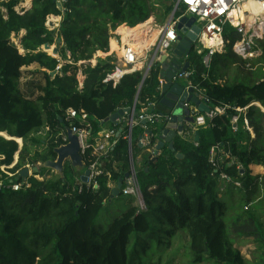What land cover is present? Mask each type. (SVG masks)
<instances>
[{
  "label": "trees",
  "instance_id": "1",
  "mask_svg": "<svg viewBox=\"0 0 264 264\" xmlns=\"http://www.w3.org/2000/svg\"><path fill=\"white\" fill-rule=\"evenodd\" d=\"M174 1L33 0L31 8L21 13L15 10L19 0L0 2V133L10 137L0 136V166L16 174L31 164L45 175L50 169L39 164L57 158L54 151L63 144L61 134L70 126L69 109L87 113L88 122L77 118L74 125L92 126L95 132H99L100 122L105 123L119 109L132 107L136 99L138 110L149 100L157 103L161 113L160 65L151 71L138 95L142 72L125 76L114 87L104 80L115 69V59H98L95 66L90 62L96 53L109 52L112 33L118 27L136 28L145 23L156 5L170 15ZM182 14L177 12L176 17ZM50 16L63 17L58 30L47 27ZM238 38L233 28L227 29L226 52L215 54L210 69L200 56L191 62L192 83L203 90L212 109L226 111L199 131L197 146L177 135L175 152L165 146L156 158L145 154L138 171L144 210L134 206L129 197L127 211L105 231L96 228L105 203L112 198L109 184H117L130 170L126 129L104 161V174L98 178L96 190H73L75 182H69L68 177L75 171L72 166H66L57 179L32 178L26 190L0 189V264H154V255L160 253L162 264L164 248H171L181 235L189 238L192 264H249L235 246L237 239H254L264 254V175L253 176L250 168L264 166V115L256 106L264 107V66L253 73L257 78L253 84L219 82L220 71L239 58L232 50ZM58 40L64 43L61 49L57 47L58 54L66 61L70 53L69 64L62 65L41 49L45 44H58ZM259 45L264 60V41ZM33 64L39 67L32 73L41 81L33 83L30 95H24L19 89L22 69ZM58 67L52 77L50 73ZM80 70L85 77L82 88ZM36 92L41 95L34 99ZM238 109L245 111L239 113ZM235 116H240L237 131L232 124ZM44 128L49 129L45 141L31 137ZM164 130V123L157 124L154 140L160 139ZM141 135V131H134L135 160L143 151ZM14 138L22 139L24 147L18 164L9 169L19 151ZM215 147L231 154L229 160L222 158L223 152L217 154L219 168L211 162ZM222 174L240 182L242 188L222 180ZM11 180L16 182L17 178ZM222 187L239 190L243 198L229 207L221 200Z\"/></svg>",
  "mask_w": 264,
  "mask_h": 264
},
{
  "label": "built area",
  "instance_id": "2",
  "mask_svg": "<svg viewBox=\"0 0 264 264\" xmlns=\"http://www.w3.org/2000/svg\"><path fill=\"white\" fill-rule=\"evenodd\" d=\"M253 3H257L264 7V0H175L174 10L170 19L166 24L159 28V37L156 44L151 47L149 46L142 52H139V49L136 50L133 45H125L121 47L120 60L122 65L115 67V69L107 75L104 82L112 83L113 86L116 87L125 76L140 71L138 66L142 63V61H145L146 65L142 67V82L144 85L145 81L150 76L151 71L157 67L160 56L169 51V49L177 41L179 36L177 26L181 18L194 17L198 22L201 32L198 35L197 41L193 44L192 52L189 56L184 58L183 66L186 62H190V68L186 72L178 74L174 80H185V92L190 95L189 89L192 88L194 90V96H197L202 102H205L209 106V99L205 96L203 90H201L199 86L194 85L191 81V78L194 75L193 65L191 64L192 55L196 54L197 56L202 57L203 65L205 68L210 69L212 58L215 54L225 52L227 45V41L225 39L227 29L233 28L239 35V38L232 43L233 52L246 63L255 62L262 58L263 51L260 48L259 41L263 39V33L260 35V30H257L256 26L258 24H263L264 18L257 17L255 24L250 26L248 20L253 13L249 8L245 9V7L250 6ZM241 11H243V17L241 16ZM177 12H183L182 16L177 18ZM149 33H152V29ZM206 41H209L210 44L206 45ZM196 44L200 46H196ZM128 66H131V68L128 69ZM59 70L60 67L57 68V71ZM119 72H122L120 76H118ZM161 84L162 83L160 81L159 91H161ZM138 104L139 101L136 99L133 106L128 108L129 112L126 113L120 121L112 126H108L105 124L106 122H100L98 126L99 132H95L92 126H89V128H79L74 125V120L77 118H80L83 122H88L89 115L87 113H81L74 109H69L67 111V121L70 123L69 128H71L73 133L79 138L84 164L86 169L90 171L87 183H84L81 180L82 173L76 175L73 190H76L77 188L83 189L84 187L92 190L98 189V178L104 174V161L109 158L112 150L119 141L123 130H128V135L125 138L128 140L130 147H132L134 131L139 130L142 133L139 143L147 155H149L152 159L160 155L161 151H158L160 139L154 140L156 136L153 131L157 124H165L169 117L163 116L162 113L157 111L156 102L148 100L146 103H141L140 110H138ZM185 107L190 108L191 116L194 118V122L187 123L183 132L179 133V136H181V138L185 141L194 143L195 146H197L198 143L194 140V138L193 140L191 139V137L194 136V133L206 128L210 120H212L216 115L222 114L226 111L225 108L212 109L209 106L211 108L210 113H200L199 108L193 106L191 103H186ZM258 107L264 115V107ZM237 111L242 113L245 110L238 109ZM239 120L240 116H235L232 120L234 131L238 130ZM245 123L246 128L250 130L247 120H245ZM61 135L63 136V144L61 146H64L68 143L67 131L65 130V134L63 133ZM222 152L223 151L219 147H215L211 151V162L216 165L217 168H219V163L215 158L218 153ZM222 154L223 159H231V154L229 152H223ZM25 168H29L30 171L29 176L26 179L20 178V173L24 168L17 171L16 174H8L5 170H3L2 172L8 175V177H4V174L0 172V189L6 188L8 190L11 189L15 192H19L30 188V180L32 178L39 181H45V175L40 174V172L35 173L33 168L30 166ZM139 168L140 166L133 158L131 152L129 177L124 180L121 195L136 199L139 205L137 207L144 210L145 202L138 180ZM56 174L60 175L58 173ZM12 178H17V181L14 182L11 180ZM221 178L227 183H233L235 188H242L240 182H232L231 178L226 174H222ZM7 181H9L8 184ZM116 186L117 184H109V187L112 188V190ZM224 189L225 188L222 187L221 192H224ZM245 209L247 210V207H245Z\"/></svg>",
  "mask_w": 264,
  "mask_h": 264
},
{
  "label": "water",
  "instance_id": "3",
  "mask_svg": "<svg viewBox=\"0 0 264 264\" xmlns=\"http://www.w3.org/2000/svg\"><path fill=\"white\" fill-rule=\"evenodd\" d=\"M67 1V0H63ZM58 6L63 10L61 2H58ZM177 31L179 36L177 41L165 54H162L158 64L161 67V91H160V105L162 106L161 113L163 116L169 117L165 123V130L160 136V143L158 145V151L168 145L170 151L175 152L174 139L179 133H182L187 123H193L194 118L191 116L190 108L185 107L186 103H191L193 106L199 108L200 113H210L211 108L202 102L197 96H194V90L189 89L190 95L185 92V80H174L178 74L186 72L190 68V62H186L183 66L184 58L189 56L193 50V44L197 41L198 35L201 29L198 26V22L194 17H183L178 23ZM60 42V40H58ZM44 51L53 50V54H58V48H52L51 45L45 44L43 46ZM128 69L131 66L127 67ZM58 71L51 72V76L54 77ZM143 87V82L139 87L138 95ZM129 112L128 108L119 109L116 113L106 119V123L115 124L120 121L126 113ZM68 143L64 146L55 149L56 159L49 160L40 165L46 169L55 171L62 175L66 164L70 162L71 166L80 172H82L81 180L84 183L88 182L90 171L86 169L83 156L81 154V147L79 138L73 133L72 129L67 127ZM3 136V135H0ZM4 137V136H3ZM196 142L199 141V131H196ZM141 147V146H140ZM132 147H130V153ZM178 158H183L181 154L177 155ZM35 173L40 172L39 167L33 168ZM29 168H24L20 173V178L26 179L29 176ZM129 177L127 173L123 178L119 179L117 186L112 190V198L121 196V189L124 185V180Z\"/></svg>",
  "mask_w": 264,
  "mask_h": 264
},
{
  "label": "rangeland",
  "instance_id": "4",
  "mask_svg": "<svg viewBox=\"0 0 264 264\" xmlns=\"http://www.w3.org/2000/svg\"><path fill=\"white\" fill-rule=\"evenodd\" d=\"M2 1L3 0H0V2H2ZM19 1H20V3L15 8V10L18 12H23V11H26L27 9L31 8L32 3H33V0H29L31 4L29 5V7H27L26 4H27L28 0H19ZM171 15L172 14L165 15L164 9L161 6L156 5V11L153 13V16L151 17L153 30L155 28H160L161 26L166 24L167 21L170 19ZM62 20H63V17L50 16L48 18V21H47V27L50 30H54V29L58 30L60 28ZM139 26H141V25H139ZM131 29H134V28H131ZM114 33H115V31L112 33V37H113ZM20 35L23 36V33H21ZM262 36H263V39L261 41H264V32H263ZM13 40L15 41V43L18 44L19 40L17 38H15V36H13ZM261 41H259V44ZM57 43H58V41H57ZM59 44L60 43L53 45L52 48L59 47V49H61V47L64 45V43L61 42L60 46H58ZM196 46H200V45L196 44ZM41 49H42V51H44L43 47ZM225 52L223 54H225ZM47 54L52 56V57L58 58L61 61L62 65L70 63V60H68L71 57L70 53L68 54V59L66 61L62 60V58L60 57V54L54 55L53 50H48ZM110 56L115 59V61H114L115 67H119L122 65V62L120 60L121 55L117 56V54H112L110 49H109L108 53H102V54L96 53L94 56V59L90 63L92 66H95L98 62V59L106 60ZM197 58H199V56H197L196 54L192 55L191 62L192 63L196 62ZM263 66H264V60L261 58L255 62H251V63L245 62L244 65H243V63H241V61L238 58V60L232 62L227 68H224L223 70L220 71V74L222 77L219 79V82L220 83L233 84V83H238V82L244 81V82H247L249 84H253L257 81V78L254 77L253 73L258 68L263 67ZM35 68H37V67H35V65H34L31 67H28V70H35ZM25 70L26 69L23 68L22 71L24 72ZM24 78H25V76L23 75L22 78L20 79V82H19L20 85L25 82ZM82 78H83V75H82V71L80 70L78 73V81L80 84L83 81ZM184 84L186 85V83H184ZM80 88H82L81 85H80ZM40 95H41V93L36 92L34 99H36ZM258 106H260V105H258ZM245 126H246V123H245ZM249 131H250L252 137H254L252 129H250ZM47 134H48V129L44 128L40 132L36 133L35 135H32L31 137L40 138L43 141H45L47 138ZM17 143L19 145V151L15 155L14 163L12 166L9 167V169L15 167L18 164L19 158H20V153L24 147V141L22 139H21V142H17ZM29 144H30V142H29ZM43 149H44L43 146L40 147L41 151ZM145 154H147V153L144 152V156H145ZM40 165H41V163L39 164V166ZM27 166L34 168L33 165H31V164H29ZM27 166H25V167H27ZM66 166H71L70 162L67 163ZM260 167H262L261 172H257L255 170V168L251 169L253 176H263L264 175V166H260ZM7 169L8 168H6L5 166H0V172L5 170L9 174ZM80 173H82V172H80L78 170H75L74 172L73 171L69 172V174H68V177H70L69 182H75L76 175H79ZM4 175L6 177H8V175H6V174H4ZM45 176H46L44 178L45 181L48 178L57 179L60 177L59 175H57L55 172H53L51 170L46 172ZM50 179H48V180H50ZM220 196H221V200L224 201L229 207H231V203H233L234 201L240 202V200L243 198V194L240 193L239 190H234V189L232 191L225 190L224 192H222V194ZM131 199L133 200L134 206H139L138 201L136 199H134V198H131ZM131 199H129V197L122 195V196H119L117 198H114V199L107 201L105 203L103 211H102V213H101V215H100V217L96 223V228L99 231H105L110 226V224L112 223V221L116 217L121 215L123 212L127 211L128 207L131 205L130 204ZM230 215H233V211L230 212ZM235 246L241 251L245 260L249 264H264V254L260 250L258 244L256 243V241L254 239H237ZM189 248H190L189 238L185 235L179 236L173 242V245L171 248H168V249L164 248V254L162 255V260H163L162 264H192L191 263V252H190ZM160 254L154 255L153 261H152V262H154V264H160V262H161L160 261V258H161Z\"/></svg>",
  "mask_w": 264,
  "mask_h": 264
},
{
  "label": "crops",
  "instance_id": "5",
  "mask_svg": "<svg viewBox=\"0 0 264 264\" xmlns=\"http://www.w3.org/2000/svg\"><path fill=\"white\" fill-rule=\"evenodd\" d=\"M149 21H151L152 22V20H151V18L149 19V20H147L145 23H143L144 24V26L146 25V23L147 22H149ZM142 25V24H141ZM123 28H128V29H131L130 27H127L126 25H122V26H120L116 31H115V33H114V35H113V37L110 39V51H111V53L112 54H117V56L118 55H120L121 54V47H123V46H125V45H134L136 42H140L141 40V46H140V48H139V52H142L143 50H146L149 46L151 47V46H153L154 44H156V42H157V39H158V37H159V28H155L154 30H153V27H152V24L151 25H149V26H146L145 28H144V38H138L137 40H131L130 38H125V36H124V34H123V32H122V29ZM135 29V28H134ZM151 29H152V33H149L150 31H151ZM23 33V35L25 34V31L24 32H22ZM154 35H156L155 37H156V39L154 40V42H152L151 43V40H152V38L154 37ZM151 36V37H150ZM140 39V40H139ZM117 47V49L118 50H115L114 49V47L115 46ZM147 45V46H146ZM21 52H22V50H21ZM98 54H102V52H98ZM162 56V55H161ZM160 56V57H161ZM35 65V67H39L37 64H33L32 66H34ZM146 65V62L145 61H142V63L141 64H139V70L142 72V70H143V68L142 67H144ZM159 65V64H158ZM31 67V66H30ZM37 68H35V70H28V68H24V69H26L24 72H23V75L25 76V82L24 83H22L21 85H20V83H19V89H20V91L24 94V95H30V93H31V91L33 90V83H35V82H39V81H41V78L39 77V76H37V75H35L34 73H32V72H34V71H36L37 70ZM23 70V69H22ZM83 75V74H82ZM83 81L81 82V86H83V82H84V79H85V77L83 76ZM108 126H110V125H108ZM137 131V130H136ZM193 138H194V140H196V132L194 133V136L193 137H191V139L193 140ZM139 145H140V143H139ZM141 146V145H140ZM166 146H168L167 144H166ZM142 148V147H141ZM144 150L142 151V153H140L138 156H137V158H136V161H137V163H138V165L141 167L142 165H143V163H144ZM255 166H260V165H252L250 168L252 169V168H255ZM225 188V187H224ZM226 190V189H225Z\"/></svg>",
  "mask_w": 264,
  "mask_h": 264
},
{
  "label": "bare ground",
  "instance_id": "6",
  "mask_svg": "<svg viewBox=\"0 0 264 264\" xmlns=\"http://www.w3.org/2000/svg\"><path fill=\"white\" fill-rule=\"evenodd\" d=\"M31 3H30V1L28 0V2H27V7H29V5H30ZM247 8H249L251 11H252V13H253V15L250 17V19L248 20V23H249V25L250 26H252V25H254L255 24V21H256V18L257 17H263L264 18V7L262 6V5H259V4H257V3H253L252 5H250V6H247V7H245V9H247ZM241 16L243 17V11H241ZM152 24V22L151 21H149V22H147L146 23V25L144 26V24H142L141 26H138L137 28H135V29H128V28H123L122 29V32H123V34H124V36H125V38H130L132 41L133 40H137L139 37L140 38H144L143 36L145 35L144 34V28L146 27V26H149V25H151ZM263 27H264V22H263V24H258L257 26H256V29L257 30H260V35H262V33H263ZM156 35H154V37L152 38V40H151V43L152 42H154V40L156 39V37H155ZM151 37V36H150ZM142 41V40H141ZM140 41V42H141ZM140 42H136L134 45H133V47L137 50V49H139L140 48V46H141V43ZM210 44V42L209 41H206V45H209ZM115 46V45H114ZM147 46V45H146ZM114 49L115 50H118L117 49V47L115 46L114 47ZM121 55V54H120ZM93 63V62H92ZM122 74V72H119L118 73V76H120ZM259 104V103H258ZM256 106H258L257 105V103H256ZM0 135H3L5 138H7V139H10V137L8 136V134H6V133H0ZM14 139H16V138H14ZM18 142H21V139H16ZM255 170L257 171V172H261L262 171V167H260V166H255Z\"/></svg>",
  "mask_w": 264,
  "mask_h": 264
}]
</instances>
